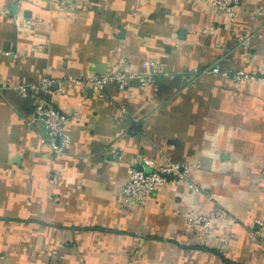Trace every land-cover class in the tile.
<instances>
[{
	"label": "crops",
	"instance_id": "0c3cea01",
	"mask_svg": "<svg viewBox=\"0 0 264 264\" xmlns=\"http://www.w3.org/2000/svg\"><path fill=\"white\" fill-rule=\"evenodd\" d=\"M208 2L78 0L68 14L0 0V264H264V226L250 230L264 223V18H252L264 0H243L232 22ZM151 61L147 87L69 82L99 66L144 75ZM215 66L258 80L236 88L205 73ZM42 78L56 109L79 112L61 155L12 91ZM166 159L185 180L121 208L128 168Z\"/></svg>",
	"mask_w": 264,
	"mask_h": 264
},
{
	"label": "built area",
	"instance_id": "2783aa9c",
	"mask_svg": "<svg viewBox=\"0 0 264 264\" xmlns=\"http://www.w3.org/2000/svg\"><path fill=\"white\" fill-rule=\"evenodd\" d=\"M14 6L19 10L23 0H12ZM50 5L57 4L58 11L72 14L76 11L78 0H47ZM243 0H209V5L215 12L223 15L227 22H232ZM264 18V11L256 8L252 12V18ZM250 33L246 34L249 37ZM206 74L221 76L229 79L233 87L238 88L244 83L255 82L258 78L255 75L244 71H236L233 74L222 71L219 66L212 67L205 71ZM159 75L158 65L149 62L148 72L144 75H132L123 70L105 73L104 75H92L82 80H71L70 83L84 85L103 95L107 86L115 84L120 90L129 91L140 87H147L154 83L156 76ZM53 81L49 78H42L38 81L20 84L12 88L18 96L30 99L32 109V119L29 123H39L44 129V135L39 136V143L49 148L53 154L61 155L70 143L69 137L65 132L66 126L71 121L79 117V112L74 110L64 113L56 109L52 102L47 99ZM145 171H137L134 167L128 168L127 178L120 188L119 203L120 207L127 209L132 206H145L149 203L152 195L163 188L166 184H177L185 180L187 167L178 163L165 160L162 166H156L153 162L147 161L144 164ZM264 179V172H262ZM191 186V185H190ZM216 214L209 216L189 215L187 218L190 229L210 227L211 220ZM218 216V215H216ZM263 220L257 219L250 222V230L254 236H261Z\"/></svg>",
	"mask_w": 264,
	"mask_h": 264
},
{
	"label": "water",
	"instance_id": "95a60500",
	"mask_svg": "<svg viewBox=\"0 0 264 264\" xmlns=\"http://www.w3.org/2000/svg\"><path fill=\"white\" fill-rule=\"evenodd\" d=\"M99 67H101L100 69L101 70H98L97 71V74L98 75H104L105 74V72L103 71V66H99ZM137 171H145V172H147V173H149L150 172V170H144V167H142V166H140V167H138V168H135Z\"/></svg>",
	"mask_w": 264,
	"mask_h": 264
}]
</instances>
